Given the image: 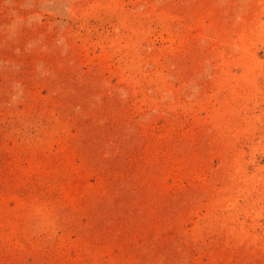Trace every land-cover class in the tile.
I'll use <instances>...</instances> for the list:
<instances>
[{
    "label": "rangeland",
    "instance_id": "obj_1",
    "mask_svg": "<svg viewBox=\"0 0 264 264\" xmlns=\"http://www.w3.org/2000/svg\"><path fill=\"white\" fill-rule=\"evenodd\" d=\"M0 264H264V0H0Z\"/></svg>",
    "mask_w": 264,
    "mask_h": 264
}]
</instances>
